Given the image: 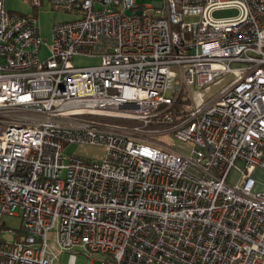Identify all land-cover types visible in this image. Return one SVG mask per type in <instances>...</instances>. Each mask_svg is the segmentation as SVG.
Listing matches in <instances>:
<instances>
[{"label": "built area", "instance_id": "obj_1", "mask_svg": "<svg viewBox=\"0 0 264 264\" xmlns=\"http://www.w3.org/2000/svg\"><path fill=\"white\" fill-rule=\"evenodd\" d=\"M47 1L40 59L0 0V264H264V0Z\"/></svg>", "mask_w": 264, "mask_h": 264}, {"label": "rangeland", "instance_id": "obj_2", "mask_svg": "<svg viewBox=\"0 0 264 264\" xmlns=\"http://www.w3.org/2000/svg\"><path fill=\"white\" fill-rule=\"evenodd\" d=\"M159 0H136V3L141 5L144 8V5H151L154 2H158ZM4 5L7 10L16 13L30 14L34 13L37 18L38 25L40 28L41 38H43V42L41 44L39 57L40 59H44L50 55V50L48 49V45L51 43L52 39V25L57 21L68 20L71 18L70 15L65 14L63 12L54 10L51 8L50 4L47 0H44L43 4L37 9H33L30 0H4ZM226 14L227 11H224ZM224 12H220L219 15L225 14ZM99 62L98 57H89V56H75L72 60L73 65L75 66H88L94 65ZM168 143H173L174 146L180 150L186 152L188 150V145L176 141L171 135L167 136ZM166 140V138H165ZM65 156L67 155H78L82 158H100L102 154V150L98 146H81L77 144H69L66 143L64 149ZM234 174H232L233 176ZM254 178L257 182L255 189L264 190V170L257 169L254 172ZM20 217L16 216H5L4 221L6 225L11 228L13 231H18L22 226L20 221ZM7 231L3 234L6 240L11 241L14 239V232ZM63 260H67V256L64 255ZM87 259L83 256H78L76 259V264H86Z\"/></svg>", "mask_w": 264, "mask_h": 264}, {"label": "water", "instance_id": "obj_3", "mask_svg": "<svg viewBox=\"0 0 264 264\" xmlns=\"http://www.w3.org/2000/svg\"><path fill=\"white\" fill-rule=\"evenodd\" d=\"M126 13H129V11L127 10ZM137 13L139 14V11H137Z\"/></svg>", "mask_w": 264, "mask_h": 264}]
</instances>
